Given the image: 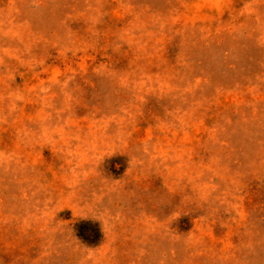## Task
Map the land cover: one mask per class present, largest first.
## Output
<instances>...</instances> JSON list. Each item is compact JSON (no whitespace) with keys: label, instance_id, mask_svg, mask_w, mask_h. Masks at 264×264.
<instances>
[{"label":"rangeland","instance_id":"374dc122","mask_svg":"<svg viewBox=\"0 0 264 264\" xmlns=\"http://www.w3.org/2000/svg\"><path fill=\"white\" fill-rule=\"evenodd\" d=\"M0 264H264V0H0Z\"/></svg>","mask_w":264,"mask_h":264},{"label":"trees","instance_id":"16d2710c","mask_svg":"<svg viewBox=\"0 0 264 264\" xmlns=\"http://www.w3.org/2000/svg\"><path fill=\"white\" fill-rule=\"evenodd\" d=\"M76 230L78 236L84 241L96 244L101 240V230L96 222L90 220L82 221L77 225Z\"/></svg>","mask_w":264,"mask_h":264}]
</instances>
